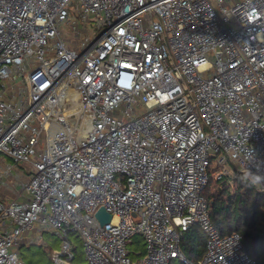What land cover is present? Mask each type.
<instances>
[{
    "label": "built area",
    "instance_id": "obj_1",
    "mask_svg": "<svg viewBox=\"0 0 264 264\" xmlns=\"http://www.w3.org/2000/svg\"><path fill=\"white\" fill-rule=\"evenodd\" d=\"M21 162V189L0 190V264H26L35 227L61 239L53 264H258L204 190L215 163L264 193V0H0V184Z\"/></svg>",
    "mask_w": 264,
    "mask_h": 264
},
{
    "label": "trees",
    "instance_id": "obj_2",
    "mask_svg": "<svg viewBox=\"0 0 264 264\" xmlns=\"http://www.w3.org/2000/svg\"><path fill=\"white\" fill-rule=\"evenodd\" d=\"M215 168L212 163L209 183L204 190L212 221L224 235L239 232L244 248L258 264H264V193L259 192L254 183L239 179H234L233 186L230 175L219 176ZM72 237L79 238L77 234ZM181 249L187 259L198 261L207 250L205 232L198 225L191 226L181 237ZM75 251L79 263L84 259V251L77 244ZM179 264L185 263L180 260Z\"/></svg>",
    "mask_w": 264,
    "mask_h": 264
},
{
    "label": "rangeland",
    "instance_id": "obj_3",
    "mask_svg": "<svg viewBox=\"0 0 264 264\" xmlns=\"http://www.w3.org/2000/svg\"><path fill=\"white\" fill-rule=\"evenodd\" d=\"M90 18L94 19V15H91ZM61 31L63 32L64 38H66L68 45L73 48L79 49V43L81 36L78 33L72 31L71 29H67V26H62ZM21 77L15 79V82L20 83ZM8 160V161H7ZM7 162L13 163L11 159H6ZM215 169L219 170L218 165H215ZM228 174L230 175V180L233 186L235 183L234 180V173L236 171L235 167L228 164ZM29 166L25 163L16 164L13 168V171L9 177H7V181L11 185H15V181L17 184L14 186L13 190L21 189V183L26 179V175L28 174ZM219 173V171H218ZM227 174V175H228ZM232 186V187H233ZM257 189V187H256ZM258 190V189H257ZM259 191V190H258ZM8 195L13 196L14 193L7 190ZM261 192V191H259ZM28 241H26L19 250L21 257L24 259L26 264H53L51 258V252L53 249L60 247L61 239L57 236L53 231L45 230L43 232H39L37 227L33 228L32 230L27 232ZM73 242L75 245H79L83 249V243L81 238H74L72 237ZM131 250V256L133 259H139V255L136 254L138 250L144 251L145 249V241L140 234L134 236L131 244L129 245ZM78 260V259H77ZM76 262L78 263V261ZM180 260L177 259L174 261V264H179Z\"/></svg>",
    "mask_w": 264,
    "mask_h": 264
},
{
    "label": "water",
    "instance_id": "obj_4",
    "mask_svg": "<svg viewBox=\"0 0 264 264\" xmlns=\"http://www.w3.org/2000/svg\"><path fill=\"white\" fill-rule=\"evenodd\" d=\"M96 216L99 219L101 224H106L110 222V220L112 219V214L108 212L104 207H101L97 211Z\"/></svg>",
    "mask_w": 264,
    "mask_h": 264
},
{
    "label": "crops",
    "instance_id": "obj_5",
    "mask_svg": "<svg viewBox=\"0 0 264 264\" xmlns=\"http://www.w3.org/2000/svg\"><path fill=\"white\" fill-rule=\"evenodd\" d=\"M28 172H29V170H28ZM25 175L27 176L28 174H25ZM11 186H13V185L9 184V182L7 181V178H5L4 182H1V184H0V190L2 191L4 196L14 198L15 197V191L13 190L14 187H11ZM7 190L13 192L14 195L13 196L8 195L9 193L6 192Z\"/></svg>",
    "mask_w": 264,
    "mask_h": 264
}]
</instances>
